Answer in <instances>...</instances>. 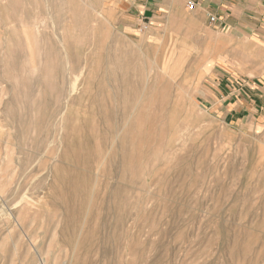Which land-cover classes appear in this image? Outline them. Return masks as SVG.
<instances>
[{
    "label": "rangeland",
    "instance_id": "374dc122",
    "mask_svg": "<svg viewBox=\"0 0 264 264\" xmlns=\"http://www.w3.org/2000/svg\"><path fill=\"white\" fill-rule=\"evenodd\" d=\"M166 31L0 0V264H264V125L202 106Z\"/></svg>",
    "mask_w": 264,
    "mask_h": 264
},
{
    "label": "crops",
    "instance_id": "0c3cea01",
    "mask_svg": "<svg viewBox=\"0 0 264 264\" xmlns=\"http://www.w3.org/2000/svg\"><path fill=\"white\" fill-rule=\"evenodd\" d=\"M109 4L126 31L187 35L196 44L195 56L203 60L207 80L199 103L226 124L264 125V0H109ZM143 23L147 29L141 32Z\"/></svg>",
    "mask_w": 264,
    "mask_h": 264
},
{
    "label": "built area",
    "instance_id": "2783aa9c",
    "mask_svg": "<svg viewBox=\"0 0 264 264\" xmlns=\"http://www.w3.org/2000/svg\"><path fill=\"white\" fill-rule=\"evenodd\" d=\"M189 5H190V7H191V6H192V3H189ZM210 21H211V22H215L216 19H215L214 17H210ZM146 29H147V27H146L145 24L143 23V24L141 25L140 31H141V32H144Z\"/></svg>",
    "mask_w": 264,
    "mask_h": 264
},
{
    "label": "bare ground",
    "instance_id": "6f19581e",
    "mask_svg": "<svg viewBox=\"0 0 264 264\" xmlns=\"http://www.w3.org/2000/svg\"><path fill=\"white\" fill-rule=\"evenodd\" d=\"M171 34V33H170ZM161 47V46H160ZM132 60V59H131Z\"/></svg>",
    "mask_w": 264,
    "mask_h": 264
}]
</instances>
